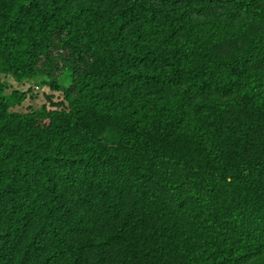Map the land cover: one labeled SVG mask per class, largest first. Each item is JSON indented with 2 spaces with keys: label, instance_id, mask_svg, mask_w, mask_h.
I'll return each mask as SVG.
<instances>
[{
  "label": "trees",
  "instance_id": "1",
  "mask_svg": "<svg viewBox=\"0 0 264 264\" xmlns=\"http://www.w3.org/2000/svg\"><path fill=\"white\" fill-rule=\"evenodd\" d=\"M0 264H264V0H0Z\"/></svg>",
  "mask_w": 264,
  "mask_h": 264
},
{
  "label": "rangeland",
  "instance_id": "2",
  "mask_svg": "<svg viewBox=\"0 0 264 264\" xmlns=\"http://www.w3.org/2000/svg\"><path fill=\"white\" fill-rule=\"evenodd\" d=\"M7 81L12 86V88H19L18 85L15 84L11 80V78H8ZM27 88H29V86H25L24 88L22 87L21 89L27 90ZM31 88H32L34 97L29 98L24 102L23 106L19 109L21 111H24V112L30 111V109H32V108L40 107L41 105H43L45 103L48 104L47 99H46V95H48L47 88H45V87L41 88V87H38L36 85H32ZM59 97H60L59 94H56L55 102L60 99Z\"/></svg>",
  "mask_w": 264,
  "mask_h": 264
}]
</instances>
